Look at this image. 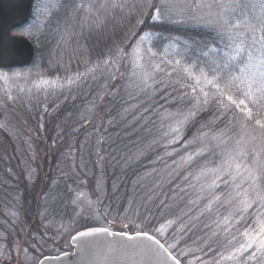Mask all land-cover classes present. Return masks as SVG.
Wrapping results in <instances>:
<instances>
[{
	"label": "trees",
	"instance_id": "trees-1",
	"mask_svg": "<svg viewBox=\"0 0 264 264\" xmlns=\"http://www.w3.org/2000/svg\"><path fill=\"white\" fill-rule=\"evenodd\" d=\"M73 4V0H64L60 8L68 10ZM109 12L111 18L107 15L108 18L93 20L89 29L78 25L79 18H56L57 13H51L41 28L30 66L37 63L41 76L52 77L54 74L78 75L102 62L109 49L123 45L131 32L137 30L133 28L135 20L127 7L109 6ZM249 12L256 15L261 9L257 5ZM206 21L204 18H185L183 24L155 26L149 21L139 31L152 33L150 46L155 54H159L167 43L183 40L192 48L185 50L181 47L182 55L200 56L207 60L217 56L211 51L213 47L225 48L226 38L222 40L217 30ZM65 33L70 34L69 39H66ZM126 51L129 56L120 60L121 67L127 66L132 49L128 47ZM204 52L208 53L207 57L202 55ZM61 55L65 59L62 57V63H58ZM187 62L191 63V60ZM126 78L124 75L116 80L107 77L104 86L98 88L97 84L73 85L65 96L50 102L44 115L38 116L39 121L32 123V128L43 129L41 137L46 138L47 146L37 137L31 140L25 136L16 141L0 127V231L14 234L18 244L27 237H37L35 230L39 231L38 227L46 222L42 212L52 210L49 208L51 198L60 192L65 194L73 185L89 190L95 202L99 201L97 204L101 210L107 209L119 222L129 226V234L143 230L156 236V228L174 221L171 231L175 235L184 237L189 230L187 237L195 238L201 235L203 231L199 229L206 222H211L212 226L217 223L219 228L225 217L233 218L231 211L237 204L234 200H227L230 192L218 195L220 199L213 200L212 210L208 211L209 198L215 194L209 197L200 186L204 180L197 176L199 171L214 166L205 164L209 157L217 158L215 164L219 165L222 160L219 154L223 148L234 147L235 140L242 136V147L248 151L254 149L259 154V162L264 163V132L254 124L243 132L238 122L229 124L230 114L217 119L219 113L216 106L210 105L183 127L181 144L193 141V150L198 151L209 143H219L211 141L213 135L223 132L224 138L230 136L232 139L226 145L215 148L216 155L206 154L189 162L185 160L184 149L174 153L169 161L179 158V163L183 165L176 174L169 161L158 158L164 152L163 146L150 141L162 137V134L154 129L141 131L138 120L132 118L135 114L127 117L126 107L133 102L131 99L135 91L131 93L132 90H128L130 79L125 82ZM96 82L101 83L102 80ZM146 84L147 87L142 85L150 90L149 82ZM115 85L121 87L118 95L113 93ZM155 97L158 99L159 95ZM166 107L173 108L174 105ZM167 111L160 114L165 116ZM201 133L208 135L201 136ZM178 143L176 145L180 146ZM256 190L264 195V179L256 181ZM254 209L255 206L249 212ZM199 213L200 216L195 219ZM85 226L88 225L83 224L80 228ZM243 228L244 225L240 224L234 225L231 230L243 231ZM223 230L222 226L220 233ZM223 233L228 240L226 235L231 236V233ZM156 238L165 244L158 236ZM169 251L172 253V250ZM173 256L184 264L180 257Z\"/></svg>",
	"mask_w": 264,
	"mask_h": 264
},
{
	"label": "rangeland",
	"instance_id": "rangeland-1",
	"mask_svg": "<svg viewBox=\"0 0 264 264\" xmlns=\"http://www.w3.org/2000/svg\"><path fill=\"white\" fill-rule=\"evenodd\" d=\"M62 1L64 0H33L28 21L13 30L14 34L25 36L33 43L34 56L37 39L34 36L24 35L25 29L31 25H36L37 27H33L32 31L38 32L40 35L44 21H46V18L51 17V13L56 12V18H79L78 25L86 29L93 25V20L108 18L109 15V18L112 17L109 12V6L108 8L104 6L105 0H73V6H69L68 10L60 8ZM121 1L124 0L119 2ZM81 5H84V7H81ZM196 15L200 17L203 14L197 13ZM204 19L207 20V17ZM65 36L66 39H69L70 34L65 33ZM58 41L60 43L61 39L58 38ZM174 43V41L167 43L159 54H155L152 49L151 52H148L147 47L149 45L146 44L137 52L132 50L126 64L127 66L121 67L120 62L118 72L107 69L101 63V67L95 72L87 73L88 68L86 72H83L87 73L86 77L81 76L79 80H76L71 85L67 83L68 79H75L77 75L60 76L54 74L52 77L41 76V70H38L37 63L32 66H30V63L22 67L0 68V125H3L4 130L8 131L16 141H20L25 136L31 140L37 137L44 146H47L49 143H47L46 138L41 137L44 135L43 129L32 128V123L33 121H39L38 116L44 115V110L50 102H54L57 97L65 96L66 92L72 88L70 86L97 84L96 88H98L103 85L104 81L108 80L107 77L115 75L119 78L124 75L130 79L128 90H132L131 93L135 91V95L131 99L133 102L126 107L127 117L135 114L132 118L134 117V119L138 120L137 123L142 129L141 131L148 132L154 129L162 134V137L150 140L163 146L164 152L158 158L169 161L174 153L184 149L185 160L188 161L186 158L196 151L192 147L193 141L181 144L182 129L186 124L181 127L180 135L176 138L180 146L176 145L177 142L169 143L173 139L172 136H164V133L169 131V127L175 124L177 119L175 114L186 113L192 109L191 87L196 86L194 81L180 70L179 66L174 63L171 65L167 63L169 60L179 59L180 55H177V50L172 47ZM179 51L181 53V49ZM62 57L63 55L59 58L58 63H62ZM157 65H159V68L156 67ZM173 68H176L175 73H173ZM16 73H19V75H14ZM158 75L161 77L157 78ZM142 78L145 79L146 83L149 82L148 87L150 90L141 84ZM100 80H102L101 83L96 82ZM44 81L48 83H43ZM113 88H115L113 93L118 95L121 89L120 85H115ZM156 95H159L158 99H156ZM149 98H151L150 103H148ZM169 104H173L174 107H166ZM163 108L168 110L165 116L160 114L165 112ZM169 113L173 115L168 116L167 114ZM164 118L167 119L165 120ZM215 159L209 157L205 161V164L214 165L207 169L217 166ZM179 161V158H174L168 162L172 171H175L176 174L179 170H182L181 166H183ZM201 172L202 170L199 171V176L197 177L205 181L201 182L200 186L209 197L213 194L218 196L230 192L227 197L230 202L234 200L237 204V200L245 199L243 193L239 197L236 196V193L241 190L235 189L231 182L225 186L221 181H216L219 187L209 189L208 185L212 183L215 177L211 172H207L206 175H202ZM248 186L244 185L243 187L247 189L249 188ZM78 193H83L84 195L76 203H73ZM87 200H91L93 203L89 206ZM49 205L52 210L46 209L47 213L42 212L41 216L43 219L46 218V222L38 227L39 231L35 230L34 235L37 237H27L24 242L18 244L14 234L10 235L7 231H0V264H38L39 260L44 256H57L71 251V236L83 228L106 227L115 232L130 231L127 224L119 222L113 214L108 213L107 209L101 210L89 190L78 185L71 186L65 194L60 192L54 198L52 197ZM237 207L231 211L233 217L236 216ZM105 212H107L106 216ZM249 213L244 214L245 222L241 223V226L244 225L243 231L241 229L234 231L231 228L227 232L223 230L227 234L231 233V236L226 235L229 236L228 240L224 238L225 234L223 232L220 233L223 223L217 228V223L212 226L211 222H206L202 225L199 230L203 232L195 238L192 236L187 237L189 230L184 237L175 235L171 231L175 222L174 224L167 222L160 225L158 228L163 226L164 231L162 233L155 232V235L165 243L166 247L176 244L175 248L169 247L168 249L172 250L173 255L180 257L184 264H243L239 255H234L233 259H227L226 257L233 253L234 248L239 247L237 241L243 242L239 234L245 231L246 225L254 224L258 230L261 224L257 223V221H264V210L255 207L252 213ZM199 216L200 213L195 219ZM225 219L227 218L225 217L223 221ZM83 224L88 226L80 228ZM205 229L208 230L205 231ZM233 236H236L237 240H233ZM201 238L203 239L202 241H200Z\"/></svg>",
	"mask_w": 264,
	"mask_h": 264
},
{
	"label": "snow or ice",
	"instance_id": "snow-or-ice-1",
	"mask_svg": "<svg viewBox=\"0 0 264 264\" xmlns=\"http://www.w3.org/2000/svg\"><path fill=\"white\" fill-rule=\"evenodd\" d=\"M257 5H259L261 12L250 15L249 10ZM104 6L121 9L127 7L129 14L135 20L133 28L137 30L131 32L123 45H116L109 49L105 59L89 68L87 73L95 72L101 67V63L107 69L118 72L120 60L129 56L126 51L128 47L133 52H137L148 44L147 51L151 52L152 33L139 31L149 21L155 26L166 23L183 24L185 18L203 19L207 17V24L217 30V35L222 40L226 38L225 48L213 47L211 51L217 56L207 60L201 59L200 56L193 58L182 55L179 51L181 47L185 50L192 48V45L188 44L187 41L176 40L172 45L181 58L169 60L167 63L170 65L174 63L179 66L180 70L192 79L196 86L191 87L192 109L186 113L175 114L177 116L175 124L171 125L169 131L164 133L165 137H173L169 143H176L181 127L189 120H194L200 112L207 110L209 105L216 106L219 113L217 119L228 117L230 114L229 124L238 122L243 132H246L248 127L253 124L264 132V0H134L131 3L128 0H124L123 3L119 0H105ZM197 13L203 15L197 17ZM177 16L180 18L176 19ZM33 27L37 26L31 25L26 28L24 35L34 36L38 40L39 34L32 31ZM131 41H135V43H130ZM195 43L197 42H193V44ZM202 55L207 57L208 53L204 52ZM188 60H191V63H188ZM156 67L159 68V65ZM175 71L176 68H173V73ZM87 73L78 74L75 79L69 78L67 83L69 85L74 84L81 76L86 77ZM14 75H19V73ZM112 79H116V76L113 75ZM140 82L147 87L144 78ZM43 83L48 82L44 81ZM167 115L172 116L173 114ZM2 126L0 125V127ZM207 135L208 133H201V136ZM224 137L225 133L223 132L211 136V141H219V143H209L186 159L191 161L195 157L206 154L216 155L215 148L226 145L227 141L232 139L230 136ZM243 144L242 136L241 139L235 140L234 147L223 148L219 154L222 157L219 165L201 172L202 175L211 172L215 177L212 183L208 185L209 189L219 187L216 181H221L225 186L231 182L235 189L241 190L236 193V196L239 197L243 193L245 197L243 200H237L239 206L236 216L223 221L225 232L234 225L239 226L244 223V214L254 206L264 210V195L256 190V181L264 179V163L259 162V154L254 149L248 151L242 147ZM245 184H248L249 188L245 189L243 187ZM83 195V193H78L73 203L80 200ZM219 199L218 196L209 199L206 206L207 210L211 211L212 201ZM87 203L90 206L93 202L87 200ZM106 215L107 212H105ZM168 223L171 224L174 221ZM257 223L261 224L258 230L254 224L246 225L245 231L239 234L243 242L237 241L239 247L234 248L233 253L226 257L227 259H233L234 255H239L243 264H264V221H257ZM155 231L162 233L164 227L161 226ZM98 233L108 234L109 229L106 227H89L85 231H78L72 239L92 237ZM111 235H117V233H111ZM119 235L128 236L129 239L145 237L158 245V248L146 245L144 247L146 255L162 256L166 254L175 264H180V261L168 250L169 247L175 248L176 244L165 247L156 239V236L149 235L147 231L143 230L137 231L133 235H129L127 232H121ZM233 240H237V237L233 236Z\"/></svg>",
	"mask_w": 264,
	"mask_h": 264
},
{
	"label": "water",
	"instance_id": "water-1",
	"mask_svg": "<svg viewBox=\"0 0 264 264\" xmlns=\"http://www.w3.org/2000/svg\"><path fill=\"white\" fill-rule=\"evenodd\" d=\"M32 4L33 0H0V68L22 67L32 62L33 43L25 36L13 33L15 28L28 21ZM77 232L70 238L71 251L57 256H44L38 264H175L166 254L146 255V245L152 248H158V245L145 237L129 239L128 236L119 235L121 232L109 229L108 234L98 233L92 237H77L73 240L72 237Z\"/></svg>",
	"mask_w": 264,
	"mask_h": 264
}]
</instances>
